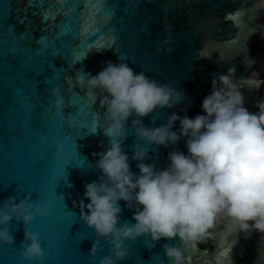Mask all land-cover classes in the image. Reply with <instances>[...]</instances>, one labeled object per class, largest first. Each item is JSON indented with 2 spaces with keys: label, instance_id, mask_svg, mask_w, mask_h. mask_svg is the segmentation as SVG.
<instances>
[{
  "label": "water",
  "instance_id": "95a60500",
  "mask_svg": "<svg viewBox=\"0 0 264 264\" xmlns=\"http://www.w3.org/2000/svg\"><path fill=\"white\" fill-rule=\"evenodd\" d=\"M56 2L65 4L68 0ZM79 2L82 3V14L101 9L103 24L107 27L93 23L95 29L85 35L87 29L81 24L80 38L76 41L77 45L81 43L80 48L66 46L65 56L57 55L52 65L48 62V54L50 51L55 55L56 50L42 36H51L62 17L56 15L54 21L49 19L45 32L41 17L33 16L34 10L28 8L38 5L41 0H0V206L9 196H17L19 202L28 193L33 201L52 205L51 213L38 216L31 224L13 219L10 227L15 245H0V264H34L21 257L26 228L40 234L46 253L42 264H93L91 249L96 232L81 218L80 209L73 206V201L83 197L85 182L98 180L102 175L96 167L98 157H94L93 152L110 147L111 138L104 132L106 108L101 107L98 95L96 103L91 106L99 116L96 124L86 103L87 89L78 84L77 74L83 77L84 83L87 76L97 74L108 61L124 60L136 72L144 71L149 77L172 82L185 90L186 97L193 101L186 114L194 117L203 113L201 105L211 91L213 77L226 73L235 65L236 78H242L238 83L245 91L247 107L256 111L255 101L264 98V0ZM108 4L111 6L105 8ZM165 13L175 38L171 53L157 51L163 47V37L167 35ZM27 18L32 22L30 46L35 48V41L42 37L40 43L43 47L40 54L29 55L14 68L7 59L8 54L23 51L20 42L24 39L23 35H14V30L22 32ZM84 19L86 21L87 16ZM24 21L25 24L17 23ZM145 21L151 22L150 30L141 35L137 27ZM121 32L125 50L113 47L117 43L116 35ZM109 37H112L111 44L107 43ZM46 66L52 69H46ZM26 71L38 74L35 78L40 82L41 92L35 90L36 81L26 78ZM52 71L54 75L49 74ZM254 71L259 75L253 76ZM61 74L71 76L77 83L75 92L84 97L80 110L70 117L62 130L60 114L55 108L44 111L55 99L53 88H60L67 99L68 105L63 113L67 115L78 110L77 105L70 104L69 86L62 82ZM249 85L253 86V91H248ZM186 105L187 101L173 108L157 107L143 118L144 123L157 127L166 123L173 112L183 116L185 112L181 109ZM135 118L133 115L126 124L128 137L123 144L130 157L137 143L149 149L146 162L155 163L160 168L167 165L168 154L174 148L187 153L186 138L169 147L140 140L132 126ZM33 121L39 126H34ZM179 126L177 121L175 128ZM37 161L41 162L33 169ZM136 165L137 161L133 160L132 170L139 172ZM88 202L85 198V203ZM120 204L124 209L121 223H135V209H128L124 201ZM227 223V220L223 221L215 236L188 250L185 264H217L215 258L225 251L228 264H264V233L255 229H249L247 233L229 232ZM178 242V237L153 241L148 235L140 236L134 242L126 241L131 244V252L119 264H169L170 258L162 245ZM112 251L113 246L105 244L94 258L96 264Z\"/></svg>",
  "mask_w": 264,
  "mask_h": 264
},
{
  "label": "clouds",
  "instance_id": "9594fccd",
  "mask_svg": "<svg viewBox=\"0 0 264 264\" xmlns=\"http://www.w3.org/2000/svg\"><path fill=\"white\" fill-rule=\"evenodd\" d=\"M167 35L158 52L173 51L175 38L172 25L164 18ZM235 65L212 79L211 91L202 102L203 113L189 117L187 108L193 101L185 90L172 82H161L144 71L136 72L126 61H108L97 74L89 75L82 87L92 104L100 97L106 108L104 132L111 146L93 152L96 167L102 171L98 180L85 182L83 197L73 201L81 218L95 229L96 239L91 257L96 264L97 252L105 244L113 246L99 264H119L131 252L138 237L148 235L153 241L179 238L177 244L164 243L169 264H185L186 252L216 235L225 220L229 232L255 229L264 233V98L255 101L256 111L246 104V94ZM253 72V76H258ZM77 74V81L81 79ZM248 91H253L249 85ZM55 99L44 111L55 108L62 114L68 105L60 88L52 89ZM187 101L181 109L185 115L173 112L167 122L157 127L144 123V117L157 107L173 108ZM135 115L132 126L137 137L149 144L169 147L186 138L187 153L174 148L168 163L160 168L147 163L149 149L135 145L131 157L123 144L128 137L126 124ZM179 128L176 129V122ZM137 161L139 172L132 170ZM85 198L90 202L85 203ZM135 209V223H121L123 208ZM52 211V205L31 199L28 193L17 202L9 196L0 206V245H15L11 230L13 219L25 225ZM46 253L40 234L26 228L21 242V257L42 264ZM217 264H228L224 255ZM163 264V262H161Z\"/></svg>",
  "mask_w": 264,
  "mask_h": 264
},
{
  "label": "snow or ice",
  "instance_id": "6c2138e0",
  "mask_svg": "<svg viewBox=\"0 0 264 264\" xmlns=\"http://www.w3.org/2000/svg\"><path fill=\"white\" fill-rule=\"evenodd\" d=\"M47 3V7H45ZM111 5H105L104 7H110ZM161 7L163 8L164 5H161ZM29 10L33 9L34 11H32V15L33 16H39L41 17V23H43L45 25L43 31L47 32V22L49 19H52L53 21L56 18V15H60L62 17V19L60 20V23L58 26H56L55 30L53 31L51 36H42V37H46L49 44L53 45L55 50H56V54L52 55L51 52L49 51L48 54V62L49 64H52V60L53 58H55L57 55L60 56H65L64 55V48L67 46L68 48H72V49H79L80 48V44L77 45L76 41L80 38V34H81V29H80V25L83 24L85 26V29H87V31H85V35H90V33L92 32L93 29H95L92 25L93 23L96 24H103L104 20H103V13L102 10L99 9H92V12L89 13H83L81 12L82 10V3L79 2V0H68L67 3L65 4H59L56 2V0H41V3H39L36 6H28ZM84 16H87V20L85 21ZM167 16V13H165V17ZM27 25L24 28V30L22 32H18L16 29L14 30V35L20 36L23 35L24 39L20 42L21 44V48L23 49V51L19 52V53H9L8 54V61L12 64V66L15 68L17 66H19L20 64H22L24 62V60L27 59V57L29 55H37L40 54V49L43 47L40 43V40L42 37H40L38 40L35 41L36 47L32 48L30 45L33 41V37H32V22L31 20H29L27 18ZM78 21V23H77ZM19 24H25L24 22H17ZM75 24V27H74ZM150 26H151V22L150 21H145L143 23H141L140 25H138L137 27V32L140 33L141 35H143L146 32H149L150 30ZM67 27V30H65V28ZM103 27L106 29V25L103 24ZM143 30V31H141ZM65 37H67V39H65ZM116 40V44L113 45L114 48H117L118 46L122 49L125 50L124 46H123V41H122V32L120 35H116L115 37ZM112 42V37H109L107 43L111 44ZM48 51V50H46ZM89 52V51H88ZM67 57V56H66ZM46 69H52L50 67L46 66ZM54 75V71H52L51 73ZM36 75H38L35 72H25V76L27 79L29 80H34L36 81L35 83V90L37 91V93L42 91V88H40L39 85V81L35 78ZM62 75V82L66 83L69 86V92L71 94L70 97V104L72 105H77L78 106V110L74 113L70 112L67 115L65 113L60 114V118H61V130L62 127L65 123H69L70 117L75 115L79 110H80V102L84 101V97L78 95L75 92V86L77 83H74L73 79L71 78V76H68L66 74H61ZM46 78V77H45ZM82 81H83V77H81L80 81H79V85H82ZM73 98H76L75 100H73ZM88 108L91 111L93 120L96 122V124L99 123V116L97 113L92 111V102L91 100H89L87 98L86 101ZM38 111V109H37ZM38 120V119H37ZM35 120V121H37ZM39 121V120H38ZM34 124V126H39V124L37 125L36 123H34V121L32 122ZM54 153V152H53ZM43 161V160H41ZM41 161H37L34 166L33 169L36 168V165L38 163H40ZM39 173V172H37ZM221 255L226 256L227 255V251L221 253Z\"/></svg>",
  "mask_w": 264,
  "mask_h": 264
}]
</instances>
